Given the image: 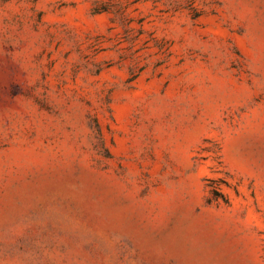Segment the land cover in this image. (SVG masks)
<instances>
[{"label":"rangeland","instance_id":"374dc122","mask_svg":"<svg viewBox=\"0 0 264 264\" xmlns=\"http://www.w3.org/2000/svg\"><path fill=\"white\" fill-rule=\"evenodd\" d=\"M0 264H264V0H0Z\"/></svg>","mask_w":264,"mask_h":264}]
</instances>
